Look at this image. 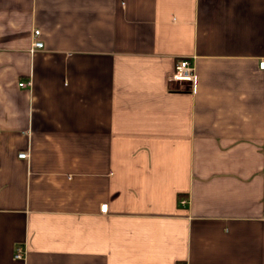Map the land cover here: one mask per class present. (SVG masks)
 Masks as SVG:
<instances>
[{
    "label": "crops",
    "instance_id": "crops-1",
    "mask_svg": "<svg viewBox=\"0 0 264 264\" xmlns=\"http://www.w3.org/2000/svg\"><path fill=\"white\" fill-rule=\"evenodd\" d=\"M261 61L264 0H0V264H264Z\"/></svg>",
    "mask_w": 264,
    "mask_h": 264
},
{
    "label": "built area",
    "instance_id": "built-area-1",
    "mask_svg": "<svg viewBox=\"0 0 264 264\" xmlns=\"http://www.w3.org/2000/svg\"><path fill=\"white\" fill-rule=\"evenodd\" d=\"M40 35L39 29H34L32 32V41H31V51H34L35 49L42 48L43 44L38 39ZM260 66H264V61L260 62ZM196 79V73H195V66L193 63L192 58H180L176 61L175 67L173 72L169 74L168 80L170 82H178L180 84H183V88H186L187 86H192V84L195 82ZM20 87L28 86L30 85V82H20L18 84ZM28 154L21 153L18 155L19 158H26ZM180 205L185 207L187 205V200L182 199L180 201ZM101 211L106 212L107 211V204L101 205ZM24 255V249L22 247H17L16 252L14 254V257L16 259H21Z\"/></svg>",
    "mask_w": 264,
    "mask_h": 264
}]
</instances>
